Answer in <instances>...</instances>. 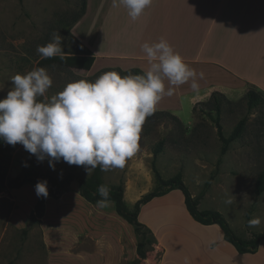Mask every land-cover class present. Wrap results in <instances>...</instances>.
<instances>
[{
    "label": "rangeland",
    "instance_id": "1",
    "mask_svg": "<svg viewBox=\"0 0 264 264\" xmlns=\"http://www.w3.org/2000/svg\"><path fill=\"white\" fill-rule=\"evenodd\" d=\"M97 1L88 0L89 10L79 24L83 28L80 38L96 52H132L120 51L119 45L105 36L104 30L110 25L107 18L103 23L100 21L99 29ZM80 4L81 0H0V87H3L0 100L13 87L11 76L34 68H45L52 78L49 97L62 91L69 82L94 81L108 71L124 76L130 73H123L127 70L124 67L136 64L148 68L147 61L111 56L98 59L88 70L40 64L42 57L37 46L50 42L54 32L63 37V54L83 51L73 34H77L78 26L72 28L74 23H69ZM99 32L101 37L97 40ZM243 94L237 92L221 98L219 123L224 136L229 135L241 117H246L243 134L229 143L225 153H220L221 142L214 122L216 112L207 103L210 96L203 103L196 102L191 111L186 97L178 103L174 94L165 96L157 107L177 108L176 112L168 111L181 122L163 114L148 117L140 134L139 151L123 169L101 171L103 180L113 184L122 182L125 202L132 207L155 184L151 169L153 148L163 139V148L155 159L163 178L181 171L192 196H199L198 208L221 212L238 236L264 231V192L255 195L253 191L254 181L264 169V122L260 123V117L264 121V102L249 111L242 100ZM22 163L32 171L56 177H62L68 169V164L61 160L52 170L47 159L38 162L17 144L12 151L8 176H14ZM77 171L87 176L83 166H77ZM36 197L35 187L30 183L0 193V264H192L184 257L197 254L204 260L214 254L220 241L232 245L223 239L218 226L202 225L191 218L178 190L156 197L140 208L138 218L154 236L145 258L136 254L133 227L116 214L110 201L107 207L99 208L97 203L91 204L80 197L78 188L71 183L58 198L46 199L39 222L29 224L28 216ZM229 198L231 204L226 203ZM255 217L261 219V224L248 227V221ZM259 244V250L249 253L254 254L251 264H264V240Z\"/></svg>",
    "mask_w": 264,
    "mask_h": 264
},
{
    "label": "clouds",
    "instance_id": "2",
    "mask_svg": "<svg viewBox=\"0 0 264 264\" xmlns=\"http://www.w3.org/2000/svg\"><path fill=\"white\" fill-rule=\"evenodd\" d=\"M152 3L112 0V7H123L136 21ZM62 44L63 37L54 32L50 42L37 46V52L43 59L62 58ZM141 50L148 64L143 74L121 76L108 71L94 81L69 82L51 97L47 92L53 80L45 68L11 76L13 87L0 100V141L21 144L38 162L47 159L52 170L61 160L70 166H83L88 176L98 167L104 172L123 169L139 151L142 127L160 101L188 82L191 90L199 93L198 80L204 79V73L191 68L164 37L159 42L143 43ZM47 184V180L36 183L38 198L48 197ZM97 194L101 197L97 206L107 207L110 188L100 185ZM232 202L230 198L226 201ZM260 224L259 217L248 221L250 228Z\"/></svg>",
    "mask_w": 264,
    "mask_h": 264
},
{
    "label": "crops",
    "instance_id": "3",
    "mask_svg": "<svg viewBox=\"0 0 264 264\" xmlns=\"http://www.w3.org/2000/svg\"><path fill=\"white\" fill-rule=\"evenodd\" d=\"M88 10L87 0L84 14L72 28L78 26L77 34H73L94 56L91 67L98 59L109 56L146 61L141 45L159 42L164 37L191 68L198 74L204 73V79L198 80L199 93H194L189 83L176 90L178 103L185 96L191 111L196 102L207 99L214 91L227 97L237 92L245 94L254 88L264 96V0H153L151 7L136 21L131 20L123 7L113 8L112 0H98L97 26L100 29V21L103 23L107 18L110 25L104 30L105 36L117 43L120 51H132L118 54L93 51L80 38L83 28L79 24ZM100 37L99 32L96 39ZM136 65L124 68L147 71L141 64ZM175 109L157 107V110L173 112ZM71 183L78 188L76 181ZM253 256L239 254L232 245L220 241L214 254L204 260L197 254L184 258L192 264H251Z\"/></svg>",
    "mask_w": 264,
    "mask_h": 264
},
{
    "label": "trees",
    "instance_id": "4",
    "mask_svg": "<svg viewBox=\"0 0 264 264\" xmlns=\"http://www.w3.org/2000/svg\"><path fill=\"white\" fill-rule=\"evenodd\" d=\"M86 0H81L79 10L71 18L69 23H75L85 12ZM83 49L82 52L73 54H63L60 56L39 60L40 64H60L68 67L80 68L88 70L91 68L94 62V56L85 48L84 45L79 43ZM111 70L112 68H105ZM114 69V68H113ZM123 73L131 72L133 74H143L144 72L139 68H129ZM221 98L226 97L217 91H214L210 95L207 102L212 105V109L216 112L214 119L217 136L221 142L220 153L226 152L230 142L238 139L244 132L246 125V117H241L232 128L228 136H224L222 128L219 123V112ZM242 100L246 104L247 110L257 109L264 102V96L256 91L254 88H249L242 96ZM205 101H199L197 103H203ZM195 103V104H197ZM206 104V103H205ZM195 105L193 106L194 109ZM154 114H163L176 122L180 123V119L172 113L165 110H156ZM262 116V115H261ZM260 123L263 124V119L260 117ZM163 139H160L153 148V157L151 160V169L154 175L155 184L153 188L146 193L142 194L132 205L129 207L124 199V186L122 182L107 183L103 180L101 170L99 167L91 175L82 176L77 171L76 165H68V169L62 177H56L47 172H35L32 171L25 164L22 163L20 170L12 177L8 176V170L12 160V151L14 146L8 145L3 141H0V193L8 189L20 188L25 183H30L34 187L38 181L47 180L48 184V197L58 198L61 193L66 192L71 182L76 181L79 195L91 204H95L101 197L97 194V189L100 185H107L110 188L109 201L113 203L114 211L117 215L123 218L127 223L133 227L134 234L136 236V254L138 258H145L148 247L153 243V234L151 230L142 223L139 218L140 208L151 201L152 199L163 196L172 190H178L183 197L184 207L188 214L196 222L202 225H216L222 232L223 239L233 245L235 250L239 254L243 253H255L258 250L259 243L264 240V231L251 232L248 237L238 236L229 223L222 215L221 212L215 209H199V196H192L187 185L183 181L182 172L177 171L174 175L163 178L156 167V156L161 152L163 148ZM255 195H260L264 192V169L260 171L254 181L253 188ZM47 197V198H48ZM47 198L36 197L35 203L28 216V223L39 222V218L43 215L44 204ZM248 216V213H247ZM26 232V229L23 230ZM129 264H135L131 262Z\"/></svg>",
    "mask_w": 264,
    "mask_h": 264
}]
</instances>
